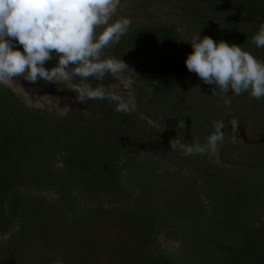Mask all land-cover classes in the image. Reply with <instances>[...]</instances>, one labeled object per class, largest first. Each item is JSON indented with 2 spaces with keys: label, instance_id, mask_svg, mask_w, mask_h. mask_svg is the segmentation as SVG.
I'll list each match as a JSON object with an SVG mask.
<instances>
[{
  "label": "trees",
  "instance_id": "trees-1",
  "mask_svg": "<svg viewBox=\"0 0 264 264\" xmlns=\"http://www.w3.org/2000/svg\"><path fill=\"white\" fill-rule=\"evenodd\" d=\"M204 1L207 2L209 8H215L212 10L213 13L220 20L224 19L223 22L227 29L234 31L242 28L246 30L241 37H238H244L245 42L242 39L240 44L237 43L235 39H232L233 35L228 36L224 42L241 46L250 53L254 50L253 55L264 61V48H257L253 43L249 44L248 48L245 47V43L252 40L259 25L264 23V0ZM229 7L234 11H231ZM239 25H241L240 28ZM180 34L179 28L177 29L169 22L134 28L127 31L118 44L111 46L109 52L123 54L117 57L126 60L144 56L166 44L173 43L180 48L179 54L182 57L190 50V46L182 42ZM221 39L220 36L217 41ZM171 54L167 53L165 56L151 60L132 75L134 81L132 92L136 101V110L128 114L116 112L114 106L107 100H89L80 103L79 106H71L66 114L61 116L45 109L24 107L19 104L11 89L0 85V232L5 233L6 229L16 225L13 231L18 233L19 225L23 227L22 231H26L33 224L30 222L38 211L31 210V208H20L23 206L17 197L22 194L21 191H17L16 187L28 181L40 185L41 188L56 189L72 219L77 213L75 207L79 196L76 189L79 183H85L83 185L85 189L96 193V198L92 203H87V207L80 209L78 213L102 205H111V210H116L117 207H114L117 204L115 198L118 200L120 196L131 199L126 196L127 185L125 182L130 185L131 183L137 184L143 188L145 180L137 177L139 174L137 169L140 165L157 164L155 152L158 148L162 147L164 159L175 160V157L165 150V146L161 145V142L152 144L153 140H148L144 136L141 126L142 123H145V118L149 117L156 122L168 125V134L178 137L188 134L190 126L187 124L190 121H193L194 124L199 123L193 118V116H198L197 118L201 120L199 128H205L206 132L210 130L204 136V140L195 139L202 144L205 143V137L215 131L214 121L230 120L228 117L222 116L223 112H219L217 115L218 110H215L211 102L204 103L202 101L200 107L196 108L200 112L194 114L196 109L190 105L192 97L195 96L191 97L190 88L185 84L186 81H193L189 79L191 72L183 62ZM203 84L205 85V83ZM150 89L153 90L150 91ZM180 91L188 92L186 94L189 101L184 102L183 105L175 103V101H180ZM117 92L126 98L128 96L123 88ZM89 102L92 106H98L100 117L93 120L88 117L86 122L85 117H79L71 122L70 117L76 112H80L79 109L82 105ZM185 110L193 115L189 122H186L185 119L186 123L182 118ZM29 116H37L36 122L28 123ZM154 135L156 139L157 136ZM37 148L42 151H37ZM61 149L65 151V157L62 158L61 167L54 168L50 166L48 160ZM177 151L179 152V150ZM231 151L229 149L225 154L231 156ZM36 152H42V155L38 158L35 155ZM140 152L153 154L142 157ZM36 158H38L37 162H35ZM225 162L227 163V161ZM230 163L232 168L229 171L233 172L237 169V173L228 175L226 181L228 183L223 185L220 190L218 189L220 185L218 187L216 185L220 198L215 207L216 211L213 212V209H210L208 212L206 210V215H203L205 220L192 228L189 234L192 244L190 249L185 251V259L177 262L176 256L172 257L165 252L158 253L154 258L139 248L138 250L142 251L139 253L137 250L135 255L138 260L131 262V260L124 259L115 264H264V223L259 219V213L264 212L262 201L264 199V167L258 163L249 169L251 165L247 164L244 157L233 159ZM29 174H33L35 179L29 177ZM11 175L16 178L8 183L5 179ZM212 180L215 184L214 178ZM100 191L101 193H99ZM97 200L98 204H95ZM175 203L176 201L170 200L168 197L165 202H160L158 196H151L143 189L136 191L130 210L125 212L136 220V223H132L131 226L136 228L137 234L142 237V242L144 238L150 239L157 235V231L162 228L158 221L159 218L153 217L157 206H165L166 211L170 212V210L174 211V206L177 204ZM235 206L240 211V208H243L245 214L236 216L241 214L236 209L233 214H230L229 211H232V207ZM258 206L262 207L261 211H258ZM17 208L23 210L22 213ZM223 210L227 212L228 217L219 219L216 215ZM27 223L28 225H26ZM17 237L23 238L19 235ZM28 240L19 242L21 250L16 258L23 254L31 255L33 250L44 254V244ZM37 243L41 247L35 248ZM182 245H184L183 242ZM28 246L33 250L29 251ZM127 248L129 247L127 246ZM192 251L195 258L189 262L188 259L190 256L192 257ZM20 258L18 264H27L26 259Z\"/></svg>",
  "mask_w": 264,
  "mask_h": 264
},
{
  "label": "rangeland",
  "instance_id": "rangeland-1",
  "mask_svg": "<svg viewBox=\"0 0 264 264\" xmlns=\"http://www.w3.org/2000/svg\"><path fill=\"white\" fill-rule=\"evenodd\" d=\"M214 9L209 8L204 0H123L122 2L120 0V5L112 15L109 23L115 22L117 19L129 18L131 20L129 30H131L169 22L175 25L177 29L179 28L182 42L190 46V50L182 57L179 54L180 48L176 44L171 43L151 53H146L144 56L122 60L129 67L126 75L132 78V75L137 70L142 69L151 60L165 56L167 53H172L171 55L185 64L187 56L193 52L191 44L186 40H190L195 34H199L201 39L204 36H209L214 41H217L220 36L222 37L221 40L225 41L228 36L233 35L232 39H235L237 43L240 44L242 39L245 42L244 37H238H241L246 30L240 28L241 25H239V30L232 31L227 29L223 22L224 19L221 18L220 20L213 13L212 10ZM229 9L234 11L231 7ZM101 30L97 29V32ZM251 43V41L245 43V47L248 48ZM13 47L23 52V47L18 42H14ZM110 50V47L104 50L106 57L118 59V55H123L120 53L112 54L109 52ZM251 54H254V50L253 52L251 51ZM254 57L261 60L257 56ZM57 62L58 60L54 55V58L46 61L44 66L47 69H51L56 66ZM189 79L195 82L186 81L185 83L190 88L191 97L195 96L194 98L192 97V104L190 105L194 106L193 109L199 108L202 101L204 103L211 102L215 110H218L217 115L219 112H223L222 116L230 119L229 121H226V119L223 121L225 125L222 129L224 140L218 144V149L214 154L184 155L180 150L179 152L171 150L170 141L173 139L180 140L181 143L186 145L193 143L191 141L195 142L196 138L204 140V136L210 130L206 132L205 128H199L201 120L197 118L198 116L195 117L185 110L186 112L182 116L184 122L185 119L186 122H189L193 116L199 123L194 124L193 121H190L187 124V126H190L188 134H182L178 137H175L174 134H168V125L156 122L149 117L145 118V123H142L141 126L144 136L148 140H153L152 144L161 142V145L165 146V150L175 157V160L167 161L164 159L162 147L158 148L155 152L157 164L152 166L140 165L137 169V173H139L137 177L145 180L143 188H140L137 184L133 185L131 183L130 185L125 182L127 185H125L127 189L126 196L131 199L121 198L120 196L118 200L115 198L117 201V204L114 205V207H117L116 210H111V205H102L91 207L92 209L89 208L82 213H78L80 209L87 207V203H92L96 198V193L85 189L83 186L85 183H79L76 189V193L79 196L75 207L77 213L73 219L69 217L65 209L66 206L56 189L41 188L40 185H35L31 181L19 184L16 188L22 194L17 196L19 197V203L23 206L20 208H31V210L38 212L30 222L33 224L26 231H22L23 227L19 225L17 233L13 231L16 226L14 225L6 229L5 233L0 232V264H13V262L18 264L19 258L22 256L20 259H26L27 264H54L57 259H61L63 264H115L117 261L124 259L134 262L138 260L135 255L139 248L154 258L157 257L158 253L165 252L172 257L176 256L177 262H181L180 260L183 258L185 259V251L190 249L192 244L189 239L192 228L205 220L203 215H206V210L208 212L210 209H213V212L216 211L215 207L220 201L216 185L217 187L220 185L218 187L220 190L223 185L228 183L226 182L228 175L237 173L236 168H234L236 170L233 172L232 170L229 171L232 168L230 167V161L244 157L247 160V164L251 165L249 169H252L253 165L258 163L264 167V98L256 100L247 92L239 96L229 92L226 98L231 100V105L226 107L224 104L225 98L211 96V90L215 85H204V82L194 72L189 74ZM91 83L96 86L98 82L92 81ZM104 84L106 86L110 84L111 91L117 92L121 89L111 77H108ZM4 86L11 89L19 104L26 108L45 109L53 114L64 116L71 106H79L80 104L76 100V93L67 89L65 84L46 83L43 80L33 84L23 78H19L16 82ZM179 93L180 101H175V103L183 105L184 102L189 101L186 94L188 92L180 91ZM79 110L81 111L70 117L71 122L79 117H85V122L88 117L92 120L100 117V109L98 106H92L90 102L83 104ZM199 112L200 110L197 111L196 109L194 114L196 115ZM36 118L37 116H29L27 122L35 123ZM233 119L239 123L236 133L232 131L230 125V121ZM154 134L157 136L156 139ZM229 149L232 150L231 156L225 154ZM36 150L42 151L39 148ZM140 154L145 157L153 153L140 152ZM35 155L39 158L42 152H36ZM64 157L65 151L61 149L48 160L50 166L54 168L61 167L62 158ZM38 158L35 159V162H37ZM160 169L162 171H158ZM29 177L35 179L33 174H29ZM15 178L16 176L11 175L5 181L9 183ZM213 178L215 184L212 180ZM116 183L118 184L117 181ZM138 189L149 192L151 196H158L160 202H165L168 197L177 203H175L176 205L174 204L175 206L173 205L174 211L170 210V212L166 211L165 206V208L157 206L153 217L159 218L158 221L162 228L157 231V235L150 237V239L144 238L143 242L142 237L137 234L136 228L131 226L132 223H136V220L125 212L130 210L132 199L135 198ZM262 201L264 205V199ZM95 204H98V200ZM232 208L233 210L229 211L230 214H233L236 206ZM240 209L241 211L236 209L241 213L236 216L245 214L243 208ZM257 209L261 211L262 207L258 206ZM17 210L20 213L23 211L19 208ZM226 214L227 212L223 210L216 216L220 219L228 217ZM259 219L264 223V212L259 213ZM18 235L23 238H18ZM28 239L44 244V254L42 255V253L28 246L29 251L33 250L32 254H23L16 258V255L21 250L19 242H22V240L26 242ZM182 242L184 245H182ZM38 243L35 248L41 247ZM142 250H138L139 253ZM192 258H195V256H190L188 261H192Z\"/></svg>",
  "mask_w": 264,
  "mask_h": 264
},
{
  "label": "clouds",
  "instance_id": "clouds-1",
  "mask_svg": "<svg viewBox=\"0 0 264 264\" xmlns=\"http://www.w3.org/2000/svg\"><path fill=\"white\" fill-rule=\"evenodd\" d=\"M120 5V0H0V85H9L23 78L33 84H65L76 93V100H107L118 113L136 110L132 86L134 81L126 75L128 65L121 59L106 57L104 50L120 42L131 25L129 18L109 23ZM97 29H102L97 32ZM18 42L23 52L13 47ZM193 52L185 64L212 88V95L224 99L226 107L231 100L229 92L239 96L245 92L256 100L264 98V61L258 60L241 46L202 39L195 34L190 40ZM251 42L264 48V23H261ZM55 57L56 66L44 65ZM111 77L123 88L127 98L104 81ZM90 81H96V86ZM153 89H150V91ZM237 132L238 121H230ZM215 131L190 145L171 140V150L184 155L214 154L223 142V120L214 121ZM162 171V169L158 170ZM54 264H63L57 259Z\"/></svg>",
  "mask_w": 264,
  "mask_h": 264
}]
</instances>
